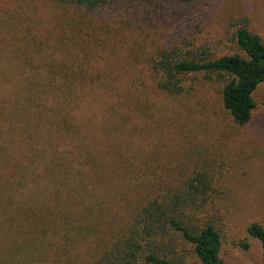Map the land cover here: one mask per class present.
Masks as SVG:
<instances>
[{
  "label": "trees",
  "instance_id": "1",
  "mask_svg": "<svg viewBox=\"0 0 264 264\" xmlns=\"http://www.w3.org/2000/svg\"><path fill=\"white\" fill-rule=\"evenodd\" d=\"M197 1L53 0L56 21L0 16V264H185L187 253L226 264L211 181L165 159L168 111L183 129L186 103L164 100L187 98L202 78L246 126L264 42L247 18L230 54L154 39L170 6ZM108 12L115 26H96ZM247 232L264 258V227Z\"/></svg>",
  "mask_w": 264,
  "mask_h": 264
},
{
  "label": "rangeland",
  "instance_id": "2",
  "mask_svg": "<svg viewBox=\"0 0 264 264\" xmlns=\"http://www.w3.org/2000/svg\"><path fill=\"white\" fill-rule=\"evenodd\" d=\"M54 10L53 0H0V16L21 11L23 18L35 16L48 22L59 16L60 12ZM109 15L108 12L94 16L96 26L103 17L113 25L117 18ZM242 18L248 19V29L264 42V0H198L189 6H170L163 26L155 28L152 35L158 42L170 39L221 56L236 50L235 22ZM135 49L138 52L142 48ZM197 80L193 94L187 98L164 100L174 107L175 103H186L183 125L188 126H172L176 122V107L168 111L171 126L160 135L169 141L165 159L181 177L203 173L211 181L207 211L223 236L220 256L225 263L264 264L260 241L247 232L253 223L264 227V84L254 93L257 107L250 123L239 127L223 108L217 84ZM161 98L154 99L158 106L163 103ZM241 242L248 243L249 248L245 249ZM84 259L78 263L83 264ZM184 262L201 264L190 253Z\"/></svg>",
  "mask_w": 264,
  "mask_h": 264
}]
</instances>
